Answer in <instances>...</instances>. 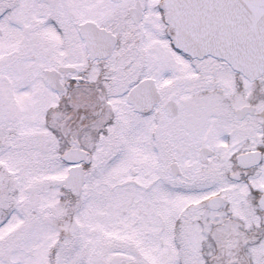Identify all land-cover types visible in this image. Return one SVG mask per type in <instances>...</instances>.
Listing matches in <instances>:
<instances>
[{
    "label": "snow or ice",
    "instance_id": "1",
    "mask_svg": "<svg viewBox=\"0 0 264 264\" xmlns=\"http://www.w3.org/2000/svg\"><path fill=\"white\" fill-rule=\"evenodd\" d=\"M0 264H264V0H0Z\"/></svg>",
    "mask_w": 264,
    "mask_h": 264
}]
</instances>
